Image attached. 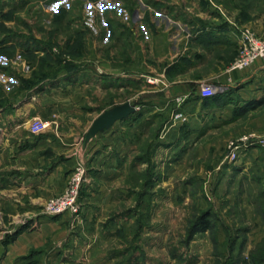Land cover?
Instances as JSON below:
<instances>
[{"label":"rangeland","instance_id":"374dc122","mask_svg":"<svg viewBox=\"0 0 264 264\" xmlns=\"http://www.w3.org/2000/svg\"><path fill=\"white\" fill-rule=\"evenodd\" d=\"M170 1L0 0V45L8 40H12L13 45L14 38L20 36L28 43L37 38L50 47L43 54L28 50L17 54L13 48H0V73L7 75L6 78L0 76V106L5 103L6 94H13L15 89L25 86L15 78L17 68L10 62L12 60H22L24 71H34L33 81L49 75L43 73L47 63L55 70L79 60H86L88 67L112 61L119 67L140 72L147 71L149 63L156 66L148 53L134 55L132 40L140 41L145 50L148 49V36L156 30V17L162 7L172 9ZM194 1L195 12L210 11L207 13L221 17L216 18L215 23L226 22L225 17L246 24L263 23L264 20V4L259 0ZM202 24L205 23L198 25ZM243 27L252 29L248 25ZM243 27H240V39ZM91 48L97 51L90 52ZM36 62H41V70L31 69ZM168 70L169 67L165 69L166 76ZM157 74L156 81H163ZM203 83L207 81L197 84L200 93ZM139 88L142 84L135 87ZM128 95L120 94L118 103L111 106L128 101ZM184 100L177 96L173 102L179 106ZM135 106L134 120L139 121L135 136L141 141L133 157L134 170L120 183L129 190V195L120 194L116 197L118 203L110 211L97 213V221L78 229L77 234L86 245L78 255L68 243L47 240L15 257L13 264H264V145H252L257 146L252 154L250 146L230 159L228 142L247 132L237 133L235 125L200 133L188 140L184 144L188 149L185 158L173 152L168 147L170 143L161 142L162 146H167L165 180L153 179L156 174L152 160L156 154L154 142L159 139L162 126L186 120V115L172 104L169 115L153 114L149 118L153 125L143 129V109ZM112 107L86 116V123L96 127L86 132L84 138L110 128L112 122L107 121L104 113ZM44 119L50 125L58 122L59 117L47 115ZM228 127L232 129L229 137ZM247 133L264 136V130ZM165 139L173 142L174 132H167ZM144 161L148 165L143 168ZM78 167L85 169L80 183V208L75 213L64 212L74 219L80 217L83 208L80 196L87 174L84 161L74 165L61 192L65 191ZM4 186L5 181L0 177V190ZM5 199L0 196V246L3 247L12 243L21 231L31 230L35 226L31 222L33 217L48 215L44 211L45 203L39 213L16 215L3 208ZM14 217L21 220L17 223ZM59 248H65L68 253L62 261ZM47 252L54 253L55 260L44 261Z\"/></svg>","mask_w":264,"mask_h":264},{"label":"crops","instance_id":"0c3cea01","mask_svg":"<svg viewBox=\"0 0 264 264\" xmlns=\"http://www.w3.org/2000/svg\"><path fill=\"white\" fill-rule=\"evenodd\" d=\"M259 1L264 4V0ZM169 3L172 9L164 6L156 17L157 26L148 36V49L140 41L132 40L134 55L146 52L157 64L153 67L149 63L147 71L122 68L112 61L88 67L86 60H79L56 70L47 63L43 73L49 75L33 81L34 71H24L22 60L10 61L17 68L15 78L25 86L6 94L5 103L0 106V177L5 181L0 196L6 197L3 208L16 215L39 213L49 197L63 191L75 164L84 161L87 174L81 188L80 217L74 219L63 213L28 218L35 226L21 231L12 243L0 246V264H13L15 257L47 240L68 243L78 255L86 248L82 236L77 234L78 229L97 221V213L110 211L118 203L117 196L129 195V190L120 183L134 170L133 157L141 141L135 136L139 121L135 122L134 113L113 121L109 129L84 138L86 132L96 127L86 123V116L112 107L118 103L120 94L128 93L126 100L143 109V129L151 124L149 118L153 114L169 115L172 104L186 115V120L162 126L159 139L154 142L156 154L152 160L156 174L153 179L165 180L167 146L161 142L170 143L168 147L184 157L188 154L184 144L200 133L216 132L227 125L238 126L237 133L264 130V59L241 70H227L241 42L240 27L248 25L257 34H263L264 20L246 24L224 16L226 22L215 23L221 17L207 13L210 11L195 12L194 0ZM201 22L205 24L199 26ZM11 43L8 40L0 48H13L17 54L25 50L43 54L50 48L37 38L28 43L16 36L14 44ZM96 51L90 49V52ZM40 63L36 62L31 69L41 70ZM156 74L163 81L157 82ZM0 76L7 75L0 73ZM203 80L217 90L211 95H202L197 84ZM140 84L142 88L135 89ZM177 96L185 98L179 106L173 102ZM47 115L59 117L58 122L32 133L31 119L35 116L44 119ZM230 127L226 129L230 133L228 137L232 135ZM167 132H174L173 142L165 139ZM254 150L257 146L249 149L251 154ZM147 165L146 161L141 164L143 168ZM14 219L17 223L21 220ZM57 251L63 254H60L61 261L68 254L65 248ZM49 253L44 258L47 263L55 260L54 253H50L52 256Z\"/></svg>","mask_w":264,"mask_h":264},{"label":"built area","instance_id":"2783aa9c","mask_svg":"<svg viewBox=\"0 0 264 264\" xmlns=\"http://www.w3.org/2000/svg\"><path fill=\"white\" fill-rule=\"evenodd\" d=\"M258 59H264V34L258 35L249 27L241 29V42L237 55L229 63L227 70H241L251 65ZM202 95H211L217 90L212 84L203 83L200 86ZM47 126V121L39 116L31 119L29 129L32 133H39ZM264 145V136L246 133L228 142V157L235 158L237 154L252 145ZM85 169L78 167L70 178L65 191L47 199L44 211L48 215H57L66 211L75 213L79 211L80 183Z\"/></svg>","mask_w":264,"mask_h":264},{"label":"water","instance_id":"95a60500","mask_svg":"<svg viewBox=\"0 0 264 264\" xmlns=\"http://www.w3.org/2000/svg\"><path fill=\"white\" fill-rule=\"evenodd\" d=\"M136 106L130 101H125L124 103L118 104L107 112L104 113V117L109 122H113L118 119H124L128 115L132 114L135 111Z\"/></svg>","mask_w":264,"mask_h":264},{"label":"trees","instance_id":"16d2710c","mask_svg":"<svg viewBox=\"0 0 264 264\" xmlns=\"http://www.w3.org/2000/svg\"><path fill=\"white\" fill-rule=\"evenodd\" d=\"M204 222H205V224L204 225H206L207 223H206V220H204Z\"/></svg>","mask_w":264,"mask_h":264}]
</instances>
